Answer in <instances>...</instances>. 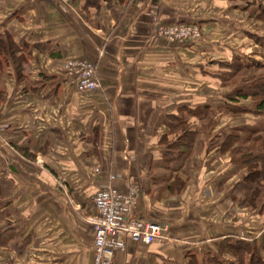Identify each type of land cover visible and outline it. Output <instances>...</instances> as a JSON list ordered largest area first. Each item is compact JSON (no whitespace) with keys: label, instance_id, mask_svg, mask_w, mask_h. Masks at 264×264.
Masks as SVG:
<instances>
[{"label":"crops","instance_id":"1","mask_svg":"<svg viewBox=\"0 0 264 264\" xmlns=\"http://www.w3.org/2000/svg\"><path fill=\"white\" fill-rule=\"evenodd\" d=\"M88 1L63 7L56 0H0V36L9 35L15 57H23L17 71L15 57L0 54V264H93L88 219L109 174L119 191L137 188L129 218L166 225L172 240L127 239L113 264H211L227 237L260 245L264 209L232 199L245 166L228 152L203 149L185 174L162 163L161 141L181 106L218 110L212 133L262 127L261 115L219 113L226 89L205 59L207 29L237 28L217 41L219 62L251 46L243 30L249 25L264 35L249 16L253 2L214 0L210 15V5L200 10L194 0ZM153 15L165 25L200 22L204 37L184 45L153 37ZM68 57L94 62L101 89L77 93L63 69Z\"/></svg>","mask_w":264,"mask_h":264},{"label":"trees","instance_id":"2","mask_svg":"<svg viewBox=\"0 0 264 264\" xmlns=\"http://www.w3.org/2000/svg\"><path fill=\"white\" fill-rule=\"evenodd\" d=\"M99 1L89 0L87 5H97ZM249 16L264 27V3L253 2ZM248 35L264 50L263 36L253 33ZM16 52L12 38L9 35L0 36V54H7L13 59ZM14 61L16 70L20 71L23 57L16 56ZM216 63L217 69L208 73L218 78L226 89L220 111L233 117L249 113L264 116V62H249L235 56L230 61ZM247 99L251 104H239L240 100ZM215 115L216 111L208 104L181 106L177 115H169L171 124L168 134L161 138L166 144L162 163L174 164L186 174L195 153L203 149L206 153L212 150L228 152L231 162L242 164L246 168L243 179L232 188L235 191L232 199L242 208L261 211L264 209V124L262 127L212 133L216 123ZM191 118L198 121V126L189 121ZM169 134L173 136L171 140L168 139ZM174 186L180 190L184 182L178 179ZM260 248L264 250V232L260 245L255 240L248 242L227 237L219 245L218 256L210 261L211 264H264ZM223 254L230 255L235 261L226 263L220 259Z\"/></svg>","mask_w":264,"mask_h":264},{"label":"built area","instance_id":"3","mask_svg":"<svg viewBox=\"0 0 264 264\" xmlns=\"http://www.w3.org/2000/svg\"><path fill=\"white\" fill-rule=\"evenodd\" d=\"M57 1L64 7L71 0ZM152 19L153 37H165L171 42L179 43L198 34L197 29L191 28L192 25H165L157 15H153ZM63 69L77 93L96 92L101 89L96 78V66L89 59L67 58L63 62ZM94 172L99 173L100 169L97 168ZM114 180L115 175L109 174L107 182L93 196L96 213L88 219L93 237V264H113L115 253L124 250L127 239L144 245H164L172 241L166 225L129 218V211L138 196L137 188L133 186L128 192H121L113 185Z\"/></svg>","mask_w":264,"mask_h":264},{"label":"rangeland","instance_id":"4","mask_svg":"<svg viewBox=\"0 0 264 264\" xmlns=\"http://www.w3.org/2000/svg\"><path fill=\"white\" fill-rule=\"evenodd\" d=\"M57 1V0H56ZM213 1L214 0H194V5H196L197 7H201V8H199L200 10L201 9H207V7H208V5H210V11H211V13H210V15H212L213 13H214V9L213 8H211L212 7V4H213ZM252 2H257V3H261V2H263L264 0H251ZM58 2V1H57ZM204 2V3H203ZM237 2H239V3H241V4H243V3H246V4H248V3H250V2H245L244 0H242V1H239V0H237ZM59 3V2H58ZM60 5V4H59ZM214 5V4H213ZM203 6H204V8H203ZM158 17V16H157ZM158 19H159V17H158ZM160 20V19H159ZM253 21H255L254 19H252ZM258 22V21H257ZM163 24V23H162ZM172 24H174V25H181V26H185L184 24H187V25H192V27L191 28H194V29H197V32H198V34L197 35H195V36H192V37H190V38H188L187 40H185V41H181V42H179V44L178 45H184V44H187V43H196V42H198V41H201L202 40V37H204V35H203V27H202V24H200V22H198V23H196V22H184V21H178V22H175V23H172ZM186 27V26H185ZM249 27H250V25L248 26V27H246L245 29H243V30H245V32H244V35H246L249 39H251V46H248V44H246V43H242L243 45H245V47H246V49H244L243 51H244V54L242 53V55H238L237 54V56H239V57H242L243 59L244 58H246V57H248V56H250L249 58H247V60H245V61H253V60H258V61H260V62H264V59H262L263 57H262V54L264 53V50L261 48V46H254V44H255V42H254V40L248 35V33H253V34H256V35H258V36H263L264 37V35H259V34H257L258 32V29L255 27V26H251V28L249 29ZM258 28H259V30L260 29H264V27L261 25V24H259V26H258ZM219 29V30H218ZM220 29H222L223 30V32H222V35L220 34V31H222V30H220ZM237 28H234V29H232V28H227V27H225V28H217V29H215V28H213V29H207V30H210L209 31V33H207V35L209 36V39L212 41V43H210V48L208 49V53H206L205 54V59H208V60H210L211 62H210V65H211V69H210V71H215L216 69H217V63L216 62H219L218 60H216V59H218V58H220L219 56H218V51H223V50H221L220 48H219V46H218V44H217V41H220L221 39H223V38H226L227 36H229L230 34H233L234 33V31L236 30ZM239 30V29H238ZM154 31V30H153ZM236 37V36H235ZM162 38H164V39H166V40H168L167 38H165V37H162ZM233 38V37H232ZM237 38V37H236ZM229 39V38H228ZM237 40V42L239 41V39H236ZM169 41V40H168ZM174 43H178V42H174ZM241 43V42H240ZM214 48H212V47ZM223 47H225V46H223ZM227 48H229V46L227 47ZM228 54H230V55H233V53H232V51L231 52H229ZM258 56H261L262 58H260V59H255V57H258ZM68 58H70V57H68ZM81 58V57H80ZM232 58H233V56H232ZM231 58V59H232ZM67 59V58H66ZM65 59V60H66ZM215 59V61H213ZM64 60V61H65ZM63 61V62H64ZM92 62V61H91ZM93 64L95 65V63L93 62ZM208 64H209V61H208ZM96 66V65H95ZM97 69V68H96ZM96 73H97V70H96ZM212 76V75H211ZM96 78H97V74H96ZM216 78V77H215ZM98 79V78H97ZM218 79V78H217ZM219 80V79H218ZM98 81H99V79H98ZM220 81V80H219ZM99 83H100V81H99ZM101 84V83H100ZM220 84H221V81H220ZM222 85V84H221ZM210 89H212L210 92L211 93H213V84L211 85V87H210ZM224 90H225V88H223ZM212 108V107H211ZM217 108V107H216ZM212 109H214V108H212ZM216 111V115H215V118L218 116V110H215ZM219 113H223V112H219ZM223 114H226V113H223ZM216 124V123H215ZM264 124V123H263ZM226 130H230V128L228 127H226L225 128ZM223 130V129H222Z\"/></svg>","mask_w":264,"mask_h":264}]
</instances>
